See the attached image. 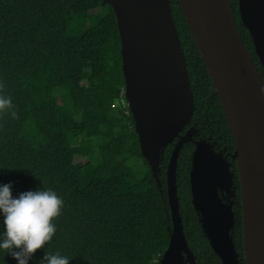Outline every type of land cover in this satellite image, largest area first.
Here are the masks:
<instances>
[{"label":"trees","instance_id":"16d2710c","mask_svg":"<svg viewBox=\"0 0 264 264\" xmlns=\"http://www.w3.org/2000/svg\"><path fill=\"white\" fill-rule=\"evenodd\" d=\"M229 1L264 81L239 0ZM170 2L195 100L180 136L191 128L196 134L181 150L177 168L185 235L197 264H225L192 203L191 175L202 143L211 154L228 158L234 175V197L228 200L235 214L231 237L239 263L247 264L232 129L180 0ZM101 3L104 30L91 25L83 0H0V96L11 97L13 105L0 111V183L11 182L14 195L42 187L63 199L54 219L56 233L29 264H39L45 248L67 256L69 264H161L171 241L167 171L179 138L161 151L154 173L142 154L133 115L114 106L126 88L121 37L114 8ZM75 142L93 144L87 160L77 162L72 155ZM102 147L122 154L104 157ZM135 165L139 168L132 171ZM7 254L0 250V264H17ZM183 264L190 263L184 259Z\"/></svg>","mask_w":264,"mask_h":264},{"label":"water","instance_id":"95a60500","mask_svg":"<svg viewBox=\"0 0 264 264\" xmlns=\"http://www.w3.org/2000/svg\"><path fill=\"white\" fill-rule=\"evenodd\" d=\"M115 11L121 37L126 97L142 154L154 173L161 151L179 138L167 171L172 236L161 264H197L180 213L177 168L180 152L196 134L180 136L194 114L187 60L170 0H104ZM192 35L221 98L235 142L241 185L244 254L247 264H264V81L243 41L229 0H180ZM264 68V0H239ZM191 175L195 209L214 252L225 264H240L231 237L235 216L216 188L233 180L227 159L197 144Z\"/></svg>","mask_w":264,"mask_h":264},{"label":"clouds","instance_id":"9594fccd","mask_svg":"<svg viewBox=\"0 0 264 264\" xmlns=\"http://www.w3.org/2000/svg\"><path fill=\"white\" fill-rule=\"evenodd\" d=\"M11 97L0 96V111L12 109ZM15 118L16 112L11 111ZM63 199L51 188H37L13 194V184L0 183V250L17 264H29L33 254L52 240L54 219L60 215ZM67 256L45 248L39 264H69Z\"/></svg>","mask_w":264,"mask_h":264},{"label":"rangeland","instance_id":"374dc122","mask_svg":"<svg viewBox=\"0 0 264 264\" xmlns=\"http://www.w3.org/2000/svg\"><path fill=\"white\" fill-rule=\"evenodd\" d=\"M85 7L90 11V23L91 25H95L98 28H100L101 30H104L106 28L105 26V12H106V8L103 6V4L101 3V0H83ZM114 56L116 57V53H114ZM73 87L77 88L78 87V83L76 81H73ZM123 106L126 107L130 110L129 107V102L127 100L126 94L124 95L122 93V99H120V101H115L114 106L115 107H119V106ZM62 115H57V121H61L62 120ZM93 149V144H81L80 142H75L72 144L71 147V153L73 156L76 157L77 162H81L83 160H87L88 159V155L92 152ZM100 151L102 152V155L104 157H108V156H118L120 154H122V150H118V149H108L105 147H102L100 149ZM139 168V165H135L134 167H132V171H135L136 169Z\"/></svg>","mask_w":264,"mask_h":264},{"label":"flooded vegetation","instance_id":"af4514ba","mask_svg":"<svg viewBox=\"0 0 264 264\" xmlns=\"http://www.w3.org/2000/svg\"><path fill=\"white\" fill-rule=\"evenodd\" d=\"M226 159H228L227 157H225ZM227 162H228V160H227ZM229 163V162H228ZM229 166H230V164H229ZM230 169H231V167H230ZM232 172V171H231ZM232 174H233V172H232ZM233 181H234V175H233V180L230 182V187H229V189L228 190H221V189H219V188H216L217 189V191H218V193H219V191L221 192V193H219V195H220V197L222 198V200L226 203V204H228V205H230V203L228 202V200H232V198L234 197V195L232 194V191H233V189H232V183H233ZM192 203H193V198H192ZM231 206V205H230ZM232 209H233V207H232ZM233 212H234V210H233ZM200 214V213H199ZM201 215V214H200ZM234 216H235V214H234ZM201 217H202V215H201ZM202 220V219H201Z\"/></svg>","mask_w":264,"mask_h":264},{"label":"built area","instance_id":"2783aa9c","mask_svg":"<svg viewBox=\"0 0 264 264\" xmlns=\"http://www.w3.org/2000/svg\"><path fill=\"white\" fill-rule=\"evenodd\" d=\"M122 93L125 95L126 94V88L122 90Z\"/></svg>","mask_w":264,"mask_h":264}]
</instances>
